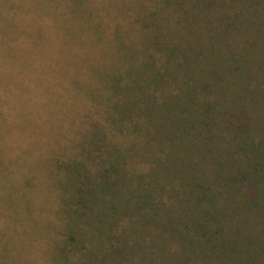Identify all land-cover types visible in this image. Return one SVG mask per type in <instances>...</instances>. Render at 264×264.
I'll return each instance as SVG.
<instances>
[{"label":"trees","instance_id":"trees-1","mask_svg":"<svg viewBox=\"0 0 264 264\" xmlns=\"http://www.w3.org/2000/svg\"><path fill=\"white\" fill-rule=\"evenodd\" d=\"M16 1L0 0V264H264V0H81L112 9L81 18ZM44 62L61 71L46 89Z\"/></svg>","mask_w":264,"mask_h":264},{"label":"rangeland","instance_id":"rangeland-1","mask_svg":"<svg viewBox=\"0 0 264 264\" xmlns=\"http://www.w3.org/2000/svg\"><path fill=\"white\" fill-rule=\"evenodd\" d=\"M75 1H78V2H80V3H76ZM70 0V1H68V2H66V3H64L63 5H66V4H68L69 5V8H67V10H69V11H67V14H68V16H74V14L76 15V16H78L79 18H81V17H83V16H86V15H91V16H94V15H98V14H100V15H102L103 13H105V12H102V10L103 9H105L106 7H108L107 5L105 6V5H100V6H97V5H94V4H90V5H87V6H83L82 5V3H81V0ZM26 2V0H17L16 2H13L14 3V6H16V5H20L22 8L24 7V3ZM67 5V6H68ZM25 10V9H24ZM27 10V9H26ZM106 13H109V12H111L112 11V9H108V8H106ZM56 12V11H55ZM32 17L29 15L28 16V19L27 20H30ZM21 20H23L22 18H21ZM25 20V19H24ZM26 28V31H24V34H26L27 33V31H28V28L30 27V28H34V23H33V20L31 21V24L30 25H28V22H25V24L23 25V28ZM43 31H44V29H43ZM39 42H41V41H39ZM38 43V42H37ZM41 43H43V42H41ZM45 43V42H44ZM45 45L47 46V44L45 43ZM37 50H38V52L41 50V46H40V44L38 43L37 44ZM57 53V54H56ZM58 53H60V51L59 50H54L53 51V54H52V56L54 57V59H53V57H52V59H53V61L55 62V64L56 63H58L60 60H61V58H59V55H58ZM56 54V55H55ZM67 60H69V59H67ZM61 73V71H56V65H54V67H52L51 66V64H49V63H47V62H44L43 63V69H42V71L40 72V74H39V81H40V84H41V87L44 89H46V88H48V82H49V78L51 79L50 81H53V80H57V76H58V74H60ZM24 89V87H22V86H20V85H18V86H16V89H15V94L18 96V102H21V103H27L28 105L30 104V108H31V110L33 109V108H37V106H40L42 103H39V102H41L40 101V98H38L36 101L33 99V95H32V93H30V91H27V90H23ZM34 92H35V89H34ZM26 95V96H25ZM14 104V103H13ZM20 104V103H19ZM15 105V104H14ZM24 105V104H23ZM2 108L4 109V110H6V112H8L9 111V113H11L10 112V110H11V107H10V105H9V107H8V104L7 103H5L4 104V106H2ZM9 108H10V110H9ZM12 111V110H11ZM13 112V111H12ZM6 140V139H5ZM5 142H8V138H7V141H5ZM12 199H10V201H9V206L10 207H13V206H15V203H12V201H11ZM19 210L21 211V212H23L24 213V211H23V207H22V201H20L19 200ZM7 210H9V212H11L12 214H14L15 216H16V214H15V212H14V209H13V211H11V209H7ZM5 210H2V208H0V215L2 216V214H3V212H4ZM39 212H35V213H37L36 215L38 216V217H41V215L39 214V213H41V214H47V213H45L44 211H41V208H39V210H38ZM8 217V219L9 220H12V217L11 216H7ZM17 217V216H16ZM2 219H3V217H1ZM31 219H33V217H31L29 214L28 215H26V214H21V216H19V221L20 222H22L21 224H24V225H26V226H28V227H33L32 225H31V222H32V220ZM24 222V223H23ZM2 223V222H1ZM3 236H4V234H3ZM18 237V234L17 233H14L13 234V236H12V238L14 239V240H8L7 242H5V243H3L2 245H1V247H4V246H15V245H17V242L15 241V238H17ZM2 237H0V239H1ZM7 238L6 237H3L2 238V240H6ZM13 256V255H12ZM45 257H47V256H45Z\"/></svg>","mask_w":264,"mask_h":264}]
</instances>
